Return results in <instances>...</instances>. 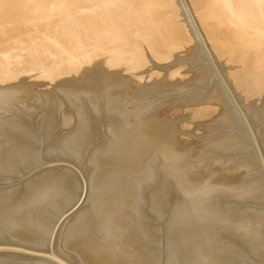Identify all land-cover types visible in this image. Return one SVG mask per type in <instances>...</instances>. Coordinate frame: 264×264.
Masks as SVG:
<instances>
[{
  "label": "water",
  "instance_id": "obj_1",
  "mask_svg": "<svg viewBox=\"0 0 264 264\" xmlns=\"http://www.w3.org/2000/svg\"><path fill=\"white\" fill-rule=\"evenodd\" d=\"M177 1L201 52L176 90L96 87L97 61L0 88V264H264V109Z\"/></svg>",
  "mask_w": 264,
  "mask_h": 264
},
{
  "label": "rangeland",
  "instance_id": "obj_2",
  "mask_svg": "<svg viewBox=\"0 0 264 264\" xmlns=\"http://www.w3.org/2000/svg\"><path fill=\"white\" fill-rule=\"evenodd\" d=\"M19 1L20 0L15 1L16 6L13 5V14L9 18L3 12L5 9V5L0 4V26H6L0 33V88L10 90H16L17 88L27 89V82H21V80H35L33 75H46L48 83H64L61 72H67V67L76 68L83 64V69H85L89 65L95 66V61H97L105 65L120 66V68H91L94 86L107 89V84L121 85L123 82L128 81V89H134V95L140 93L141 98L163 90H176L180 85L188 84L189 79L175 77V75H181L191 61V56L188 54L187 49L201 52L196 38L191 32L177 0H173L172 2L175 5V12L178 15V17L176 15V18L179 22L183 23L187 27L186 29L190 37V40L188 42L184 40L187 43L183 42V40L181 39L178 40L176 38H164V36L161 35V32L159 31L163 25L162 20L164 18L161 17V19H159L160 22L158 23H162L160 27L154 25L153 28H151L149 27V24L146 23L148 21L150 22L148 18L149 14H141V11H138L134 13L132 12V14H130V12L129 14H126V16L129 18L128 24H130L131 26L130 32L125 33V37L121 36L117 40L114 39L112 41H109V43L107 42L103 44L104 47L102 45L97 47H92L90 45V47L86 43H79L80 37L73 43L71 41L69 43V41L66 40L65 43L67 45H65V43H63L65 40V34L70 31L73 33L71 35L74 37L75 32L81 29L80 23H77L76 26L72 27L73 29L69 30V21H71L72 23L74 21H78V16H80L82 13H85L88 7H96L99 4L106 3L110 5V9L106 12V14H111L112 16H114L115 20L119 23L116 15L118 16L120 14V16H123L125 15L126 11H130V2H127V4L124 0H54V2L38 0H23L22 2ZM232 1L233 0H231V2ZM251 1L256 3V10L258 14L261 15V19H254L252 14H249V16L244 15L242 27L246 30V33L248 31V34L245 36L246 38L241 39L242 43L241 41H239V46H234L228 49L225 55L219 54V58L214 54L213 51L211 52L215 57L214 64L226 70L229 88L236 95L238 104L247 114L248 123H263V116L254 118L255 111H249V109H264V24L262 25L261 23L262 21H264V0ZM187 2L191 11L193 12L190 5L191 3H189L188 0ZM120 4L125 7L122 11L115 9V6ZM23 5L25 7H23ZM26 5L28 6V9ZM22 7L26 10L22 9ZM235 9H237L236 6ZM235 11L237 10H231L230 8V12L234 13ZM97 12L100 11L95 10V13ZM22 13L25 14V16H23ZM49 16L52 17L50 18ZM23 17H25L24 19L26 21L27 19H30L28 20L29 22L27 21L28 23L24 24V28L20 25L17 28V23L14 22L16 20H20V18ZM40 17H44V23L46 24H44L43 22L34 23L35 20L37 21L41 19ZM13 18L16 19H14V22H11L13 21ZM96 20L98 22L100 21L99 19ZM102 20L103 18H101V21ZM9 21L11 23H9ZM41 23L45 25V28L41 27ZM8 26L10 27L9 29L7 28ZM47 26L51 29L49 30ZM14 27L15 29H17V31L14 29ZM12 28L15 31L10 30ZM42 28L44 29V33H42ZM18 29L21 30L20 32L22 34ZM6 30L8 31L6 32ZM23 30L27 32L29 31L28 34L27 32H23ZM14 32H17V35ZM10 34L11 36H9ZM156 34H159V36ZM18 35L22 36L20 37ZM5 36L7 38H5ZM18 37L20 38L18 39ZM168 40H171V42ZM56 41L59 42L56 44ZM77 41L79 44H76ZM20 42L21 44H19ZM243 43L245 44V47ZM68 44H71V46H69ZM160 46L163 48H160ZM83 47H86L89 50V52L85 55H82L84 51L82 49ZM242 48H249V52L255 51L257 50V48L260 49L261 53L259 54L260 58L258 59V61H260V65L255 71L251 72L250 69H247L248 64L250 63L242 65L241 60H243V58L240 56V54L242 53H239L242 51ZM244 67L245 69H242ZM237 69L243 70L245 72L244 79L246 80V82L245 80H243L244 84L242 85V87L241 83L239 82L241 80L238 79V75H235V73H233ZM256 71H258V73H255ZM249 72H251V74ZM248 74L251 77H247ZM236 91L240 94L242 100L240 99V97H238L239 94L235 93Z\"/></svg>",
  "mask_w": 264,
  "mask_h": 264
},
{
  "label": "bare ground",
  "instance_id": "obj_3",
  "mask_svg": "<svg viewBox=\"0 0 264 264\" xmlns=\"http://www.w3.org/2000/svg\"><path fill=\"white\" fill-rule=\"evenodd\" d=\"M15 1L14 0H6V1L5 0H0V4H2V5L4 4L5 5V9H4L3 12L7 15L8 18L13 14L12 13V9H13V5L16 6ZM22 1L23 0H20L19 2H22ZM124 1L126 3L127 2H130L131 3V6H130V3H129V7H130L129 10L130 11H126L125 12V15H123V16H120V14L118 16L116 15V18L118 19L119 23L115 20L114 16H112L111 14H108V15L106 14V12L110 9V5H108L106 3L105 4L102 3V4H99L96 7H88L86 9L85 13H82L80 16H78V21H74L73 23L71 21H69V24L67 23L68 26H69L68 27L69 30L70 29H73L72 27L73 26H76L77 23H80V25H81L80 28L81 29L78 30V31L76 30L77 32H75L74 37L71 35V34H73L72 32L68 31L69 33L67 32L65 34L62 31L65 34V36H64L65 37V40H64L63 43H65L66 40L69 41V43H70V41L73 43L77 39H79V37H80L79 43H86L88 46L91 45L92 47H97V46H100V45L103 46V44H105L107 42L109 43V41H112L114 39L117 40L119 37L124 36L125 33L130 32L131 26H130V24H128L129 18L126 16V14H129V12H130V14H132V12L134 13V12H138V11H141V14H144V13H145V15L149 14V17L148 18H149L150 22L148 21L146 23H148L149 24V27H151V28H153L154 25L160 27L162 25V23H158V22H160L159 19H161V17L164 18L162 20L163 21V25H162L161 29L159 30L161 32L160 34L163 35L164 38H166V39H175L176 38L178 40L181 39V40H183V42H185V41L188 42L190 40L189 33H188L187 29H186L187 27L183 23L179 22L178 19L176 18V15L177 14L175 12V10H176L175 9V5L172 2L173 0H124ZM188 1H189V3H191L190 5L192 7L193 13L196 15L198 29L203 34H205V37H206V39H207V41H208V43L210 45L209 48H211V51H213L214 54L218 58H219V54L225 55L227 53L228 49H230V48H232L234 46H239V44H240L239 41H241L242 38H246L245 36L248 34V31L246 33V30L243 29V27H242L243 26L242 24H243V18H244L243 16L244 15L245 16H249V14H252L253 17H254V19H256V18L261 19V15L258 14V12L256 10V8H257L256 3L252 2L251 0H233L232 2H231V0L230 1L229 0H188ZM187 4H188V2H187ZM99 6H101V7H99ZM188 6H189V4H188ZM235 6L237 7V9H235ZM23 7H25V6L23 5ZM23 7H22V9H25ZM26 7L28 9V6L27 5H26ZM124 8L125 7H123L122 4L115 6V9L121 10V11L124 10ZM230 8H231V10L233 9V10H237V11H235L234 13L233 12H230ZM189 9H190V7H189ZM95 10H98L100 12L95 13ZM20 13H21V11H20ZM30 15H32V14H30ZM20 16H22V15H20ZM23 16H25V14H23ZM70 16H71V14H70ZM177 17H178V15H177ZM24 18L25 17L20 18V20H16L15 22H14V19H16V18H13V21H11V22L17 23L18 24V25L16 24L17 28H18L19 25L23 27L24 24L28 23L29 22L28 20H30V19H27V21H28L27 22ZM45 18H47V17H45ZM69 18H71V17H69ZM101 18H103L102 21H101ZM96 19H99L100 21L98 22ZM33 20H34V18H33ZM41 20H43V21H41ZM11 22L9 21V23H11ZM37 22H43L44 23V17L41 18V19H39V20H37V21L35 20L34 23H37ZM43 23H41L40 25H41V27L45 28V25H43ZM261 23L263 25L264 24V21H262ZM44 24H46V23H44ZM181 24H183V25H181ZM62 25H63V23H62ZM29 26H30V23H29ZM32 26H34V25H32ZM60 26H58V27H60ZM5 27H6L5 25L4 26H0V33L4 30ZM7 28L9 29L10 27L8 26ZM23 28H20V29H23ZM25 28H26V26H25ZM27 28H28V24H27ZM32 28H34V27H32ZM43 28H42V33H44L43 32V30H44ZM14 29H15V27H14ZM50 29L51 28H49V30ZM10 30H13V28L10 29ZM15 30L17 31V29H15ZM15 30H13V31H15ZM25 30H23V32H27ZM7 31L8 30H6V32ZM20 31L21 30H19V32ZM112 31H114V32H112ZM19 32H18V34H19ZM28 32H27V34H28ZM65 32H66V29H65ZM14 33L16 34L17 32H14ZM29 35H30V33H29ZM37 35H39V34H37ZM43 35H42V37H43ZM156 35L159 36V34H156ZM9 36H11V34ZM18 36H20V35H18ZM23 36H25V35H23ZM55 36H56V34H55ZM20 37H18V39ZM5 38H7V37L5 36ZM59 38H60V36H59ZM18 39H17V42H18ZM22 39H23V37H22ZM22 39H20V40H22ZM62 40H63V38H62ZM168 41L171 42V40H168ZM58 42L59 41H56V44ZM179 42H181V41H179ZM187 42H185V43H187ZM243 42H245V41H243ZM79 43L77 41L76 44H79ZM241 43H242V41H241ZM19 44H21V42ZM86 44H84V45H86ZM65 45H67V44L65 43ZM69 46H71V44ZM244 47H245V44H244ZM160 48H163V47L160 46ZM254 48H255V46H254ZM82 49L84 50V51L82 50L83 51L82 55H85L86 53L89 52V50L86 47H83ZM105 49H107V48H105ZM241 50H240L241 52H239V50H238V52L239 53H242V54H240V56L243 58V60H241L242 61L241 62L242 65H245L247 63H250V64H248V68L247 69H250L251 72L252 71H255L259 67V65H260V63H259L260 61H258V59L260 58V55L259 54L261 53L260 52V49L257 48V50L252 51V52H249V50H250L249 48H242ZM76 52H79V51H76ZM238 52H237V55H238ZM214 54H212V55H214ZM78 57H80V56H78ZM3 61H1V62H3ZM242 69H245V67L242 68ZM251 72H249V73L251 74ZM233 73H235V75H238V79L241 80V81H239V80L238 81L241 83V87H242V85L244 84V81L243 80H245L244 79L245 78V76H244L245 75V72L243 70L237 69ZM255 73H258V71H256ZM248 76H249V74L247 75V77ZM249 77H251V76H249ZM248 80H249V78H248ZM245 82H246V80H245ZM251 91H252V89H251ZM235 93H238V92L236 91ZM238 97H240V99L242 100L240 94H239Z\"/></svg>",
  "mask_w": 264,
  "mask_h": 264
}]
</instances>
